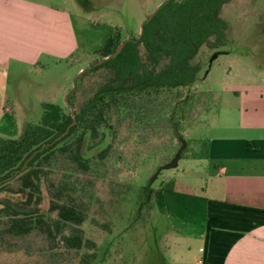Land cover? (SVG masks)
<instances>
[{
	"label": "rangeland",
	"instance_id": "rangeland-1",
	"mask_svg": "<svg viewBox=\"0 0 264 264\" xmlns=\"http://www.w3.org/2000/svg\"><path fill=\"white\" fill-rule=\"evenodd\" d=\"M38 1L70 14L79 44V61H54L41 70L25 69L21 77L7 79L8 91L14 96L18 90L17 103L26 111V116L20 117V125L39 120L41 103L75 110L90 86L99 80L98 74L87 76L77 91L74 88L75 94L69 96L78 74L98 60L94 53L114 30L123 39L137 37L140 24L166 0ZM221 18L228 25V45L216 54L202 50L199 56L207 60L206 71L195 86L181 92L182 96L194 98L202 95L199 99L204 104L202 107L200 102L196 110L176 118L179 137L186 148L188 145V152L177 167L161 170L179 147L170 130L165 128L157 136L145 133L138 138L140 135H128L120 129L114 144L117 154L109 155L105 178L79 177V200L86 211L83 237L94 247L51 253L45 239L37 234L23 239L5 238L0 264H83L81 259L91 254L96 255L94 264H195L201 230V216L195 205L199 187L205 183L195 174L203 171L206 163L188 157L198 155L204 144L208 147L214 137L222 134L224 123L219 115L225 113L232 87L264 83V0H228ZM213 55L217 56L212 60ZM79 67L83 70L78 71ZM10 137L15 140L19 136ZM53 178L57 181L58 175ZM168 182L174 183L175 192L165 193L164 215L157 213L153 197L139 209L143 186L149 184L156 190Z\"/></svg>",
	"mask_w": 264,
	"mask_h": 264
},
{
	"label": "trees",
	"instance_id": "trees-1",
	"mask_svg": "<svg viewBox=\"0 0 264 264\" xmlns=\"http://www.w3.org/2000/svg\"><path fill=\"white\" fill-rule=\"evenodd\" d=\"M227 1H164L144 23L140 36L130 37L112 58L125 40L114 30L94 53L98 60L76 80L77 91L87 76L98 74L99 79L74 110L72 126L70 108L42 103L39 120L23 123L17 139L0 138V249L5 238L32 234L42 236L51 253L94 247L83 237L86 211L79 200V177L105 178L108 157L117 154L114 144L120 129L141 138L167 128L173 136L170 123L175 122L178 132L176 118L196 110L201 102L200 94L194 98L181 93L195 86L206 71L208 63L200 52L216 54L228 45V25L221 18ZM180 147L179 143L176 153ZM207 153L204 144L198 155L188 158L204 160ZM167 192H175L174 183L156 190L143 186L139 209L153 197L157 213L164 215ZM81 261L94 264L96 255Z\"/></svg>",
	"mask_w": 264,
	"mask_h": 264
},
{
	"label": "crops",
	"instance_id": "crops-1",
	"mask_svg": "<svg viewBox=\"0 0 264 264\" xmlns=\"http://www.w3.org/2000/svg\"><path fill=\"white\" fill-rule=\"evenodd\" d=\"M78 50L67 11L38 0H0V138L19 136L26 116L7 79L54 61L78 62ZM231 94L219 115L222 134L195 174L205 180L195 205L201 216L195 264H264V83L234 86Z\"/></svg>",
	"mask_w": 264,
	"mask_h": 264
},
{
	"label": "water",
	"instance_id": "water-1",
	"mask_svg": "<svg viewBox=\"0 0 264 264\" xmlns=\"http://www.w3.org/2000/svg\"><path fill=\"white\" fill-rule=\"evenodd\" d=\"M166 1H168V0H166ZM158 9H159V6L155 8V10L152 12V14L148 17V19H147L145 22H142V23L140 24V34H141V32H142V28H143L144 23H146L147 21H149V20L152 18V16L158 11ZM140 34H139V36H140ZM127 41H129V38H126L121 44L118 45V47H117V49L115 50V52L111 55L112 58L116 57V56L121 52V50H122V48H123L125 42H127ZM216 56H217V55H213L212 60L215 59ZM106 59H107V58H105V59H103V60L97 62V63L94 64V65H99V64H101L103 61H105ZM212 60L209 61V64H210V62H211ZM82 73H83V71H81V72L78 74L77 78H78ZM77 78L75 79V82H76ZM75 82H74V84H73V90H74V88H75ZM67 95H68V94H67ZM67 95H66V96H67ZM66 96H65V102H66ZM73 112H74V109H73V108H70V113H71V117H72V123H71L70 126H72V125L74 124V122H75ZM171 116H172V115H171ZM170 127H171V131H172V133H173V137H174L176 140H178V142H180L181 147H180V149L177 151V153L174 155L173 159H172L167 165H165V166H163V167L161 168V170H165V171H166V170L175 169V168L177 167V163H178V161L180 160V155H181V153L184 151V149L186 148V143H185V142L179 137V134H178V132H177V130H176V125H175L174 123L171 122V123H170ZM67 131H68V128H67V130L65 131V133H67ZM65 133H64V134H65ZM43 147H44V146H42L41 149H42ZM41 149H40V150H41ZM38 151H39V150H38ZM38 151H36V152H38ZM36 152H34L33 155H34Z\"/></svg>",
	"mask_w": 264,
	"mask_h": 264
},
{
	"label": "flooded vegetation",
	"instance_id": "flooded-vegetation-1",
	"mask_svg": "<svg viewBox=\"0 0 264 264\" xmlns=\"http://www.w3.org/2000/svg\"><path fill=\"white\" fill-rule=\"evenodd\" d=\"M180 143V142H179Z\"/></svg>",
	"mask_w": 264,
	"mask_h": 264
}]
</instances>
